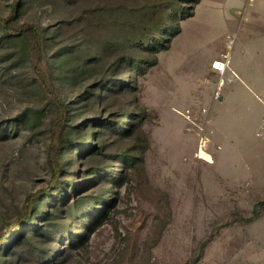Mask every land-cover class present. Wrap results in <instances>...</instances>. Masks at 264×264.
I'll return each mask as SVG.
<instances>
[{"label": "rangeland", "instance_id": "obj_1", "mask_svg": "<svg viewBox=\"0 0 264 264\" xmlns=\"http://www.w3.org/2000/svg\"><path fill=\"white\" fill-rule=\"evenodd\" d=\"M197 1L26 0L14 13L0 0V264H264V198L221 180L220 76L205 68L237 0ZM24 25L44 31L42 57ZM54 96L69 109L64 174L45 196Z\"/></svg>", "mask_w": 264, "mask_h": 264}, {"label": "crops", "instance_id": "obj_2", "mask_svg": "<svg viewBox=\"0 0 264 264\" xmlns=\"http://www.w3.org/2000/svg\"><path fill=\"white\" fill-rule=\"evenodd\" d=\"M234 3L230 9L236 15L229 19L231 26L222 47L205 66L208 72L218 74L212 64L222 59L229 41H234L229 53L230 68L236 75L227 74L218 105L221 113L217 131L227 137L228 144L222 143L225 147L220 157L224 169L219 175L225 184H235L242 197L264 198V143H253L250 139L264 118V0H237ZM209 80L215 85L219 82V79ZM232 134L240 137L242 145H236L230 137ZM217 144L212 146L215 154L220 153L216 148L221 146ZM228 190H223V198L229 195Z\"/></svg>", "mask_w": 264, "mask_h": 264}, {"label": "trees", "instance_id": "obj_3", "mask_svg": "<svg viewBox=\"0 0 264 264\" xmlns=\"http://www.w3.org/2000/svg\"><path fill=\"white\" fill-rule=\"evenodd\" d=\"M25 1L26 0H14V13H16L20 9V7L23 6ZM198 3H200V0H198L196 4ZM192 16H193V13L191 12L186 17H192ZM28 30H32L34 32L33 48L37 50L39 56L42 57L45 52V48H46V37L44 36V31L32 25L31 26L24 25L23 27H21L20 32L28 31ZM158 34H161V31H159ZM168 48H169L168 45L167 46L161 45L162 50H167ZM54 97H55V102L58 108V120L52 125L51 144H50L49 152H48V166L51 172V180L48 183V186L40 192V195L44 194L45 196H49L51 191L58 186L60 179L62 175L64 174V165L61 159L62 148L58 147L57 144L58 142H60V139L62 137V132H63L64 126L68 119L69 109L65 103L60 101L56 96ZM127 117L128 116H125V118ZM126 132H130V130ZM38 201H39V197L37 194H34L28 198L27 207L25 209V213L23 214L24 215L23 222H21L16 227L15 230L11 231V233L18 232L19 230L23 229L24 226H26L27 224L31 222L33 211ZM260 206L264 207V202L259 203L258 207ZM256 210H257V207L255 208V211Z\"/></svg>", "mask_w": 264, "mask_h": 264}, {"label": "built area", "instance_id": "obj_4", "mask_svg": "<svg viewBox=\"0 0 264 264\" xmlns=\"http://www.w3.org/2000/svg\"><path fill=\"white\" fill-rule=\"evenodd\" d=\"M233 42H234L233 40H230L229 41V44H228V53L225 54L222 57V59L216 60L212 64L213 69L220 75L219 90L216 92V95H215L216 99L220 98V96H221L220 89L225 85V83L228 80L227 74L229 72H231L232 75H234V76L236 75L235 72H233L231 70V68H230V53H229V51L231 49V46H232ZM183 115L189 121H191V120H193L195 118L194 113H193V111L191 109L185 110V112H184ZM188 130L190 131L191 128H189ZM257 136L258 137H264V118H263V120L261 122V125L259 127V131L257 133ZM203 146H204V137L201 138L200 144L198 146V151L196 153V157L198 159H201L199 157V153H200V150H203ZM189 264H203V261L200 260V259H195V260L189 262Z\"/></svg>", "mask_w": 264, "mask_h": 264}]
</instances>
